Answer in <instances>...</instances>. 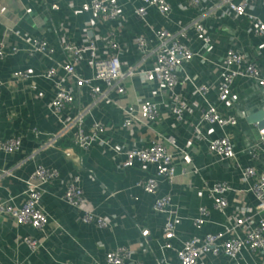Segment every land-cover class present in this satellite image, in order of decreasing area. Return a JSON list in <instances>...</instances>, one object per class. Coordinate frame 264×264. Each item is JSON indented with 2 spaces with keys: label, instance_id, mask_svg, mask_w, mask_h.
Listing matches in <instances>:
<instances>
[{
  "label": "crops",
  "instance_id": "0c3cea01",
  "mask_svg": "<svg viewBox=\"0 0 264 264\" xmlns=\"http://www.w3.org/2000/svg\"><path fill=\"white\" fill-rule=\"evenodd\" d=\"M0 1L7 8L0 17V37L4 36L5 22L16 16L14 27L21 35L43 37L54 49L51 55L54 61L64 60L57 45L59 31L66 33L69 40L78 45L81 30L89 18L86 13L77 12L83 0H21L25 11L13 0ZM117 1L122 18L118 33L122 46L119 55L122 70L133 66L149 67L151 64V59H147L142 66L138 65L139 53L131 45L133 37L138 34L145 35L150 44L155 43L145 23L173 31L200 18L207 27L211 41L205 51L200 50L193 33H187L189 47L201 53L203 62L193 57L176 73L173 92L186 101L187 109L178 120L168 107L160 106L157 120L121 127L119 106L134 104L142 97L159 100L155 82L142 81L136 76L127 77L122 80V94L111 91L107 93L109 100L101 99L92 104L86 86H76L73 81L64 80L74 100L60 112L62 124L48 109L53 94L52 83L42 76L51 62L38 55L28 56L19 39L12 34L6 36L5 46H15L19 50L0 59V139L19 136L20 148L12 153L0 151V197L10 198L8 201L14 206L20 205L25 181L38 165L54 168L58 176L42 186L40 204L48 216L42 230L26 224L16 225L0 214V264H62L64 261L103 264L105 251L119 245L132 249L130 261L125 264H176L175 249L182 240L194 234L200 237L207 232L221 231L237 206L246 207L250 212L255 204L248 190L251 180H242L240 170L245 166H253L257 172L264 170L259 149L252 150L264 139V128L257 126L264 117V89L252 79L237 77L230 86L227 101L219 102L215 83L222 72L227 48L240 51L264 77V35H254L250 30L252 24L245 17L232 20L222 15L223 7L214 5L213 1L201 3L197 9L188 6L185 0H165L169 4L167 15L161 16L153 7H147L145 23L133 14V9L141 5L139 0ZM246 12L257 15L264 22V0H251V7ZM111 24V20L101 21L93 25L96 30L91 32L102 35ZM96 45L102 56V41L97 40ZM14 70L26 71L30 76L25 80L11 79L10 74ZM75 70L83 77L91 73L85 63L76 66ZM191 81L208 85L203 97L194 91ZM97 84L100 90L103 89L102 83ZM207 104L215 106L223 116L234 117L235 124L221 130L217 125L201 121V110ZM79 113L84 129L93 121L104 126L100 140L85 151L74 147L71 141L75 130L73 120ZM195 125L200 139L195 137ZM33 130L37 131V136L33 135ZM222 133L229 136L233 145L234 157L231 159L220 160L207 150L208 141ZM157 135L164 138L168 152L186 151L190 155V163L176 160L172 183L168 184L159 177L156 193L149 194L136 182L143 176L153 175L154 167H142L136 162L132 166L121 167L119 163L123 156L114 154L112 146L139 148ZM168 137L171 141L166 139ZM49 139L52 145H45ZM63 149H69L70 155L65 156ZM254 151L257 154L253 157ZM73 175L79 178L78 184L87 205L108 219V227L97 228L81 223L77 220L76 209L61 200L62 189ZM215 181H223L231 188L225 194L227 205L222 211L213 208L206 192V187ZM166 192L171 193L172 203L180 216L175 236L169 240L170 247H162L160 228L164 216L151 209L154 198ZM198 207H204L207 212L202 226L195 230L192 218L197 215ZM141 229L148 231L144 238L139 235ZM23 237L35 240L37 247L31 251L22 242ZM198 264H264V254L250 255L241 251L235 259H230L223 254L204 253Z\"/></svg>",
  "mask_w": 264,
  "mask_h": 264
},
{
  "label": "built area",
  "instance_id": "2783aa9c",
  "mask_svg": "<svg viewBox=\"0 0 264 264\" xmlns=\"http://www.w3.org/2000/svg\"><path fill=\"white\" fill-rule=\"evenodd\" d=\"M25 11L21 0H13ZM141 5L133 9L136 18L145 23L147 7H153L159 15L165 16L169 11V4L165 0H139ZM190 7L200 9L201 3L213 1L214 5L222 6V15L232 20L245 17L251 24L250 30L254 35H264V22L254 14L246 12L251 7V0H185ZM79 13H86L88 20L83 26L80 34V43H72L67 34L60 32L57 36V45L64 57L63 61H54L51 58L53 47L40 36H24L16 29L15 23L18 19L12 16L8 23L5 22L3 35L0 37V59L16 53L19 49L15 46L6 47V36L14 35L25 45L23 51L28 56H41L51 62L45 67L42 76L52 83L53 94L48 102V109L56 119L64 124L60 118V112L72 104L74 97L64 80H71L76 86H86L88 94L92 97V104H96L101 99L109 100L107 93L114 92L122 94L124 88L122 80L131 76H136L142 81L155 82L157 84L156 94L159 100L148 97L138 98L134 104L119 106L122 111L121 127H129L135 122H152L159 118V107H168L175 119H180L182 113L187 109V103L178 93L173 92L176 82V73L181 66L190 61L193 57H198L203 62V57L199 51H193L188 45V31L193 33L194 39L199 43L201 51H205L210 45V33L202 23L200 18L179 26L173 31L163 27L155 28L145 23L148 31L155 40L150 44L143 34L133 37L131 45L133 50L139 53L138 65L142 66L147 59H151L148 67L133 66L122 70L119 55L122 46L118 41V33L121 28L120 4L117 0H83L78 9ZM7 12L6 6L0 1V17ZM113 21V24L102 34H93L91 30H96L94 24L101 21ZM102 41V56L99 55L96 41ZM85 63L90 70L88 77L79 75L75 67ZM61 73L60 76L58 73ZM11 79L25 80L29 78L26 71L14 70L10 74ZM237 77L252 79L258 86L264 89V77L260 75V70L249 61L244 55L233 48H227L223 55L222 72L218 75L215 83L216 97L219 102H226L231 90V84ZM97 82L103 84V89H99ZM192 83L194 91L201 97L208 91V85L204 83ZM100 90V91H99ZM200 120L217 125L221 130L228 125H234L235 119L232 116H223L215 106L207 104L200 113ZM75 130L72 133L71 141L74 147L81 151L87 150L93 143L100 140V135L104 131V126L98 121H93L89 127L84 129L81 113L74 117ZM65 127V126H64ZM195 137L200 139L197 126H193ZM33 135L37 136V131L33 130ZM162 136H154L147 145L139 148L121 149L112 146L116 155H122L123 160L119 163L121 167L132 166L138 163L140 166H153L154 174L143 176L136 185L149 194H155L158 189V178L162 177L168 184L172 183L175 176V161L180 160L184 164L190 163V155L183 149L177 153H170L166 150ZM171 141L170 138H166ZM45 145H52L49 139ZM20 148V137L12 136L0 139V151L12 153ZM261 154V162L264 163V139L261 145H254ZM207 150L215 154L220 160H227L234 157L233 145L229 136L225 133L210 139L207 143ZM63 154L69 156V149H63ZM257 154V153H256ZM255 151L252 153L254 157ZM58 176L54 168H47L41 165L35 167L29 179L25 181L23 200L18 206L12 205L8 199L0 197V214L12 220L16 225L26 224L30 227L42 230L48 221L47 213L40 204L42 186L47 181ZM242 180H251L248 190L255 199L252 210L243 206H237L230 219L218 232H207L202 236L191 235L181 241L180 246L175 249L177 258L176 264H198V259L204 253L212 255L223 254L235 259L241 251L250 255L264 254V170L256 171L253 166H245L240 170ZM79 178L73 175L65 183L61 200L73 207L78 212L77 220L81 223H89L97 228L108 227V219L96 214L89 205L80 188ZM231 188L223 181H215L206 187V192L212 200V206L218 211H222L227 200L225 194ZM151 209L163 214L164 220L160 228V236L163 239L162 247H170L169 240L175 236V226L180 219L177 208L172 203L170 192L158 195L154 198ZM204 207H198L197 215L192 218V226L198 230L206 215ZM147 229H141L140 237L147 236ZM22 242L33 251L37 247V242L28 237H23ZM140 244V243H138ZM132 249L126 245H119L112 250L105 251L103 264H125L130 261ZM62 264H74L72 261H64ZM135 264H140L135 262Z\"/></svg>",
  "mask_w": 264,
  "mask_h": 264
},
{
  "label": "water",
  "instance_id": "95a60500",
  "mask_svg": "<svg viewBox=\"0 0 264 264\" xmlns=\"http://www.w3.org/2000/svg\"><path fill=\"white\" fill-rule=\"evenodd\" d=\"M257 126L259 129L264 128V117L258 121ZM263 137H264V132H263Z\"/></svg>",
  "mask_w": 264,
  "mask_h": 264
}]
</instances>
